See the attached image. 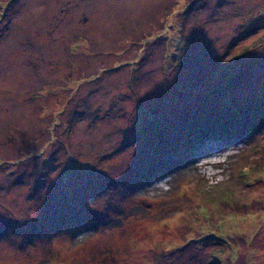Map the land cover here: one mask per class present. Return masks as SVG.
I'll use <instances>...</instances> for the list:
<instances>
[{
    "label": "rangeland",
    "instance_id": "obj_1",
    "mask_svg": "<svg viewBox=\"0 0 264 264\" xmlns=\"http://www.w3.org/2000/svg\"><path fill=\"white\" fill-rule=\"evenodd\" d=\"M0 264H264V0H0Z\"/></svg>",
    "mask_w": 264,
    "mask_h": 264
},
{
    "label": "trees",
    "instance_id": "obj_2",
    "mask_svg": "<svg viewBox=\"0 0 264 264\" xmlns=\"http://www.w3.org/2000/svg\"><path fill=\"white\" fill-rule=\"evenodd\" d=\"M217 135H219V134H217Z\"/></svg>",
    "mask_w": 264,
    "mask_h": 264
}]
</instances>
